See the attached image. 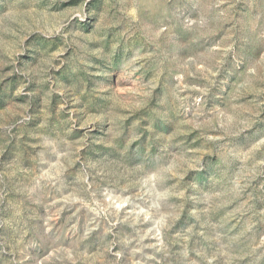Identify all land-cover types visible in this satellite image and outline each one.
Masks as SVG:
<instances>
[{
	"label": "rangeland",
	"instance_id": "rangeland-1",
	"mask_svg": "<svg viewBox=\"0 0 264 264\" xmlns=\"http://www.w3.org/2000/svg\"><path fill=\"white\" fill-rule=\"evenodd\" d=\"M0 264H264V0H0Z\"/></svg>",
	"mask_w": 264,
	"mask_h": 264
}]
</instances>
